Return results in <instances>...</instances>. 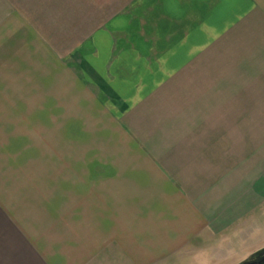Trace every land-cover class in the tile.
<instances>
[{
	"label": "crops",
	"instance_id": "0c3cea01",
	"mask_svg": "<svg viewBox=\"0 0 264 264\" xmlns=\"http://www.w3.org/2000/svg\"><path fill=\"white\" fill-rule=\"evenodd\" d=\"M28 41L68 91L71 167L54 184L0 167V264H228L264 245V0H0V48Z\"/></svg>",
	"mask_w": 264,
	"mask_h": 264
},
{
	"label": "rangeland",
	"instance_id": "374dc122",
	"mask_svg": "<svg viewBox=\"0 0 264 264\" xmlns=\"http://www.w3.org/2000/svg\"><path fill=\"white\" fill-rule=\"evenodd\" d=\"M60 78L56 65L43 49L30 46L29 41L25 46L20 44L12 49L0 48V167L12 165L15 180L17 176L21 179V169L26 167L30 180L44 175L42 179L46 184H54L57 182V163L61 173L58 183L69 182V175L65 173L71 166L65 152L70 145L64 139L74 133L73 128L68 126L70 112L67 105L70 98L68 94L61 95L68 91L63 88ZM58 104L62 105V111L55 110ZM37 152L42 153L45 159L41 163V170L35 167ZM260 163L264 165V159ZM251 177L248 174V181L252 180ZM215 188H218L217 185ZM214 193L218 195L216 199L224 195L218 194V189ZM261 211L262 217L264 207L258 209L257 213ZM259 234L264 236V222ZM235 249L236 254L227 258L228 264H239L254 252L239 259L243 256L242 246L237 244Z\"/></svg>",
	"mask_w": 264,
	"mask_h": 264
},
{
	"label": "water",
	"instance_id": "95a60500",
	"mask_svg": "<svg viewBox=\"0 0 264 264\" xmlns=\"http://www.w3.org/2000/svg\"><path fill=\"white\" fill-rule=\"evenodd\" d=\"M262 253H264V247L261 248V249H258L257 251H255V252H253V253H251L248 257H246V259H245L243 262H241V263H239V264H245V263H247L249 260H252V259L258 257V256H259L260 254H262Z\"/></svg>",
	"mask_w": 264,
	"mask_h": 264
},
{
	"label": "flooded vegetation",
	"instance_id": "af4514ba",
	"mask_svg": "<svg viewBox=\"0 0 264 264\" xmlns=\"http://www.w3.org/2000/svg\"><path fill=\"white\" fill-rule=\"evenodd\" d=\"M245 264H264V253L260 254L258 257L249 260Z\"/></svg>",
	"mask_w": 264,
	"mask_h": 264
}]
</instances>
